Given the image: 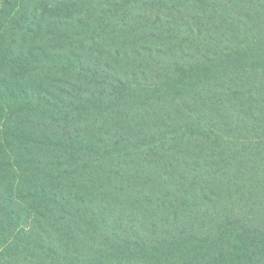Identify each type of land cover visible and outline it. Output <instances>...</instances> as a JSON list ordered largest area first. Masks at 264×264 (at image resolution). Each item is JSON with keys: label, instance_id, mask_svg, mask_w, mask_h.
<instances>
[{"label": "trees", "instance_id": "obj_1", "mask_svg": "<svg viewBox=\"0 0 264 264\" xmlns=\"http://www.w3.org/2000/svg\"><path fill=\"white\" fill-rule=\"evenodd\" d=\"M0 264H264V0H0Z\"/></svg>", "mask_w": 264, "mask_h": 264}]
</instances>
